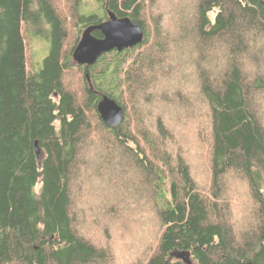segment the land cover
<instances>
[{
  "label": "trees",
  "instance_id": "16d2710c",
  "mask_svg": "<svg viewBox=\"0 0 264 264\" xmlns=\"http://www.w3.org/2000/svg\"><path fill=\"white\" fill-rule=\"evenodd\" d=\"M93 1L0 0V264H264V0ZM109 12L143 43L77 65Z\"/></svg>",
  "mask_w": 264,
  "mask_h": 264
},
{
  "label": "water",
  "instance_id": "95a60500",
  "mask_svg": "<svg viewBox=\"0 0 264 264\" xmlns=\"http://www.w3.org/2000/svg\"><path fill=\"white\" fill-rule=\"evenodd\" d=\"M94 32H99L102 38L94 37ZM143 40L144 33L140 26L129 18H118L114 13L109 12L106 21L89 26L82 32L80 41L73 52V60L77 65L88 68L93 66L104 54L132 49L141 45ZM86 79L89 80L87 74ZM96 110L107 127L114 128L123 121L122 107L111 98L102 97ZM35 153L40 162L38 143H35Z\"/></svg>",
  "mask_w": 264,
  "mask_h": 264
},
{
  "label": "rangeland",
  "instance_id": "374dc122",
  "mask_svg": "<svg viewBox=\"0 0 264 264\" xmlns=\"http://www.w3.org/2000/svg\"><path fill=\"white\" fill-rule=\"evenodd\" d=\"M89 8L94 7L95 3L93 0H85ZM214 17V14L211 15ZM26 27V26H25ZM24 27V41H25V54H26V65L28 70H38L43 63L44 58H46L50 51L49 40L45 37L46 30H48V25H42L38 29V32L34 30L32 26Z\"/></svg>",
  "mask_w": 264,
  "mask_h": 264
}]
</instances>
